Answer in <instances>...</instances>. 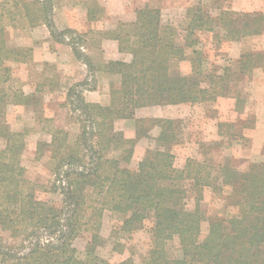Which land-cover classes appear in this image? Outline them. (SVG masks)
Returning <instances> with one entry per match:
<instances>
[{
    "label": "trees",
    "instance_id": "1",
    "mask_svg": "<svg viewBox=\"0 0 264 264\" xmlns=\"http://www.w3.org/2000/svg\"><path fill=\"white\" fill-rule=\"evenodd\" d=\"M5 1L18 10L17 16L21 20H18L17 26L16 18L10 11H5L7 17L0 14V140L4 144L0 149V228L16 234L15 228L22 226L23 232L31 230L25 235L27 238L34 236L39 228L54 233L59 224V215L52 207L35 199L34 188L25 176V168L20 165V157L26 147V132L12 131L5 118V106L12 102L34 105V114L40 111V108H36L40 105L37 87L34 92L24 94L19 89L12 90L6 86L11 73L8 64H27L33 51L31 47L13 44L10 32H15L19 27L26 29L44 25L51 38H55L56 34L50 19L51 0ZM188 11L182 28L184 44L175 41L182 32L172 27L163 30L160 9L150 6L139 9L134 22L120 24L111 32L117 40L118 49L127 50L132 57L130 62L108 61L102 65L104 74L119 77V83L111 88L112 101L116 99V102H113L112 107H104L84 103L78 98L77 105L88 118L89 135H94L96 144L89 150L88 164L85 155L74 156L70 152L66 156L68 164L74 162L77 167H84L81 171L62 170L61 165L58 166V175L61 174L79 189L77 195L73 193L75 190L69 189L67 198L68 204L73 203L74 206V214L68 216L69 220H74L77 226L61 233L59 245L31 239L26 245L28 250L22 256L4 245L0 238V264H86L75 257L76 250L69 248L71 244L67 234L76 231L74 235H77L80 231V221L85 211L81 210L84 212L76 215V209H83L84 206L91 213L86 223L92 217H100L104 210L119 212L123 231L140 225L145 218H151L153 246L144 264H264V161L251 164L246 171L225 164L206 166L205 163L189 159L183 168H176L171 152L173 144L177 142L173 134V120H138L134 139L124 138L122 134L106 133L114 117L132 114V109L137 107L193 104L227 95L224 88L226 83L233 81V76L249 75L254 68L264 66V52L251 51L240 56L237 72L228 68L221 75L211 78L207 87H203L198 79L182 77L175 71V63L184 59L185 48L198 45V33L213 34L215 28L221 27L226 31L225 36L240 40L259 35L264 30V13L223 11L217 17H212L200 1ZM87 63L90 65V61ZM46 81L40 86L47 85ZM70 90L75 93L73 87ZM233 97L236 105L240 104L236 109L242 112L246 99H240L237 95ZM154 126L160 128L155 138L156 148L148 150L136 170L100 155L101 150H108L111 144H118V149L123 148V153H126L122 159L128 160L130 149L125 150L126 145L132 148L137 138L149 137L148 130ZM234 127V122L219 123V137L225 136L230 141L241 139L232 133ZM49 130L52 142L37 143V159L44 156L46 148H52L54 152V147L58 150L63 146L64 137L50 126ZM212 171H215L214 174ZM188 180L189 184H185ZM225 186L231 189L226 199L236 208V212L224 220L211 219L207 235L200 239V225L204 219L199 209L202 191L212 188L220 193ZM88 187L91 190L87 196L79 194ZM193 192L198 201L193 210H188L183 199ZM97 197L98 200H95ZM175 237L181 250L178 257L170 256L166 250L167 243ZM92 243L93 238L87 252L91 251ZM130 263L124 261L119 264Z\"/></svg>",
    "mask_w": 264,
    "mask_h": 264
},
{
    "label": "rangeland",
    "instance_id": "2",
    "mask_svg": "<svg viewBox=\"0 0 264 264\" xmlns=\"http://www.w3.org/2000/svg\"><path fill=\"white\" fill-rule=\"evenodd\" d=\"M199 1L212 17H217L223 11L264 13V0H51L50 19L54 24L55 38L50 37L44 25L26 29L19 27L15 32H10L13 44L31 47L33 51L27 64H8L11 73L6 86L12 90L19 89L24 94L34 92L37 87L40 105L36 108H40V111L34 114V105L25 106L12 102L5 106V118L12 131L26 132V147L20 157V165L25 168V176L34 188L35 199L56 210L59 224L54 233L50 234L38 227L34 236L27 238L25 235L31 230L23 232L22 226L15 228L16 234L0 228V238L4 245L22 256L28 250L26 245L32 240L59 245L61 233L77 226L74 220H69L68 216L74 214V206L73 203L68 204L67 198L69 189L75 190L73 193L76 195L79 189L61 174L58 175V170L61 168L79 172L84 169L77 167L74 162V165L68 164L66 156L70 152L74 156L85 155L88 164L89 150L96 144L94 135H89L88 118L77 105L78 98L84 103L104 107H112L113 102H116V99L112 101L111 88L119 83V77L104 74L102 65L108 61L130 62L132 57L127 50L118 49L117 40L112 37L111 32L120 24L134 22L138 10L150 6L160 9L163 30L172 27L182 32L175 41L184 44L185 34L182 28L187 20L188 10ZM5 2L0 0V14L7 17L5 11H10L18 26V20H21L17 16L18 10ZM225 35L226 31L221 27L215 28L213 34L198 33V45L184 49L185 57L175 63V71L182 77L198 79L203 87H207L209 80L221 75L224 70L231 68L232 72H237V61L241 55L251 51L264 52V30L259 35L240 40H231L229 35ZM262 73L264 74V66L254 68L249 75L233 76V81L226 83L224 88L227 95H219L214 100L137 107L132 109V114L114 117L106 133L122 134L124 138L134 139L138 120H173V134L176 135L177 142L173 144L171 152L176 168H183L189 159L205 163L206 166L225 164L233 169L246 171L251 164L264 161V121L258 124L254 115L256 108L261 105L257 102L259 93L255 87L259 86L258 79ZM44 81L48 84L40 86ZM72 87L74 94L70 90ZM235 95L246 99L242 112L236 109L238 104L236 105L233 97ZM222 122H234L232 133L241 139L230 141L225 136L220 138L218 124ZM49 126L64 137L63 146L58 150L54 147V152L52 148H46L44 156L37 159V143L52 142ZM159 132L158 126L151 127L148 130L149 137L137 138L132 148L126 145L125 150L130 149L128 160L122 159V155L126 153H123V148L118 149V144H111L108 150H101L99 153L109 160H118L123 167L136 170L148 150L156 148L155 138ZM3 145L0 140V149ZM214 172L212 171L213 174ZM189 182L188 180L185 184ZM90 190L88 187L79 194L87 196ZM230 190L225 186L220 193L212 188H204L202 191L199 209L204 219L200 225V239L207 235L211 219L224 220L236 212V208L226 199ZM195 195L193 192L183 199L186 209L195 208L198 201ZM83 212L78 234L74 235L76 231L67 233L71 244L69 248L76 250L77 259L86 264H119L124 261H130V264L145 263L153 246L151 218H145L140 225L123 231L122 215L119 212L104 210L100 217H92L87 223L90 209L85 206L83 209H76V215ZM82 222H85L84 225ZM92 238L91 251L87 252ZM166 250L170 256L178 257L181 254L176 237L167 243Z\"/></svg>",
    "mask_w": 264,
    "mask_h": 264
},
{
    "label": "crops",
    "instance_id": "3",
    "mask_svg": "<svg viewBox=\"0 0 264 264\" xmlns=\"http://www.w3.org/2000/svg\"><path fill=\"white\" fill-rule=\"evenodd\" d=\"M13 63V62H11ZM263 79V80H261ZM259 81V86H256V90L259 93V98L257 99V102L259 104H261L260 106H258L254 112L256 121L258 122V124H261L262 121H264V74L262 73V75L260 76V79H258Z\"/></svg>",
    "mask_w": 264,
    "mask_h": 264
}]
</instances>
